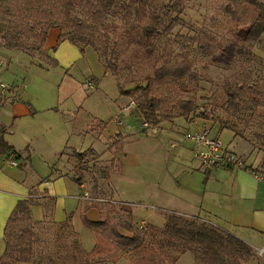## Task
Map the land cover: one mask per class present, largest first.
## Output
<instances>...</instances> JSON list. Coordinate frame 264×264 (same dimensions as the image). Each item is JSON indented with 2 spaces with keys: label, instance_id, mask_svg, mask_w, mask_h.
I'll list each match as a JSON object with an SVG mask.
<instances>
[{
  "label": "rangeland",
  "instance_id": "1",
  "mask_svg": "<svg viewBox=\"0 0 264 264\" xmlns=\"http://www.w3.org/2000/svg\"><path fill=\"white\" fill-rule=\"evenodd\" d=\"M167 2L177 5L179 17L183 22L176 26L171 35L163 37L159 45L174 54H185L191 58L198 80L193 82L189 78L184 81L166 79L156 88L176 99L193 100L196 110L183 116L172 112L171 115L174 116L168 120L164 118L163 112H158L155 114L157 118L151 115L156 124L149 122L153 125L158 124L159 132L163 133L164 146L167 148L168 135H171L172 131L177 134L173 140L184 143V134L194 131L187 127L189 124L209 126L212 134L218 136L224 148L231 149L241 157V167L250 166L252 170L264 175V141L257 138L258 134L264 135V37L257 42H242L251 52L250 61L229 59L219 51L216 56L204 55L201 53L200 42H204L203 38L206 35L224 42L238 39L235 32L237 21L226 12L230 1L167 0ZM26 3L27 1L22 2V13L19 15L0 13V80L10 85L8 95L11 94L13 99L17 94V87L22 90L21 112L16 113L20 117L14 118L10 108L6 107L0 108V119L10 126L12 133L8 137L9 140H12L16 148L24 154L25 158L18 159L20 169L25 166L26 161L27 166L37 173L38 179L50 178L53 190L58 195L74 197L80 194L79 184L72 179V175L61 178L59 174L61 171L66 172L69 167L67 154L63 152L72 149L67 150V153L75 164V174L86 182L85 189L89 193L87 201L90 202V206L102 205L109 215L116 214L115 219H124L129 216L126 212L135 205L119 199L131 202L145 200L146 187L155 190L159 178L163 180L161 176L166 178L172 176L171 167L165 168L163 146L158 145L159 140L154 136L157 133H146L141 125L148 120L140 116L134 97L120 94L116 82L138 80L142 75L151 72L154 58L137 53L135 47L123 44L126 23L122 21L120 15H114L118 12L117 8L104 17L96 18L91 7L83 3L74 8V14L89 23L90 30L86 31L85 35L93 34L98 44L107 42L108 37H111L112 44L115 40L122 44L117 64L119 75L115 80L109 70H106L109 74L105 72L103 62L92 47H86L83 53L77 48L79 54L67 68L58 67V64L53 65L51 63H55L53 59L55 56L51 53L52 51L54 53L55 49L52 48L48 54L45 44L42 45L35 40L28 31L30 13L27 10L23 11L24 8H28ZM123 13L125 11L120 14ZM254 17L255 10L249 6L244 7L239 11L238 24L250 23ZM135 20L136 17L131 16L127 22L131 24L135 23ZM114 22L119 28L114 27ZM96 29L99 32H96ZM56 30L60 34L69 32ZM112 44H109L110 47H114ZM55 52L67 59L73 50L71 47H60ZM227 80L247 81L255 85L262 95L253 92L244 97L241 101L242 114H233L225 105L227 96L223 86ZM90 81H93V86H89ZM129 104L132 105L124 108ZM26 110L31 112L25 114ZM205 114H209V118H206ZM222 121L234 123L238 134L224 127ZM118 132L124 136L128 135L123 145V152L126 154L123 157L121 155L123 160L121 170L124 171L119 174L120 170L116 167L107 179L103 168L110 166L113 157L112 151L107 148ZM184 145L195 163H199L192 145L188 142ZM90 147L101 155L93 157L88 154L79 161L73 154V149L84 151ZM115 174H119L113 178L117 195L112 182V176ZM154 197L162 201L155 193ZM168 203L160 205L170 207L172 203ZM111 206L116 208V212L110 210ZM70 214H73L70 227L49 219L38 224L33 219L14 224L15 234L20 233L25 227H31L40 239L37 243L40 244L38 251L34 256L36 262L33 264H49L53 259L54 262L50 264H81L85 261L84 256L79 255L76 262L72 258L75 251L74 240L78 239L77 232L81 237L80 246L83 250L91 252L94 249L98 232L84 223L82 214L74 212L73 209L69 211ZM145 214L140 213L138 209L134 222L139 227H147L148 234L140 248L124 256L128 255L134 264L142 257H154L162 264H173L170 260L174 256L178 260L174 264H203L193 251L180 253V250L167 249L165 254L149 252L147 248L151 245L152 231L148 225L150 222L157 224L163 222L158 217L154 219L144 216ZM87 215L91 219H99L97 209H92ZM121 216L123 218H120ZM142 220L145 222L141 223ZM206 221L208 224L212 223L209 219ZM151 247L154 248L151 245L149 249ZM113 258L110 257L109 260L94 256L89 259L90 264H106L112 262ZM252 262L264 264V254L260 255L255 251V256L245 264Z\"/></svg>",
  "mask_w": 264,
  "mask_h": 264
},
{
  "label": "trees",
  "instance_id": "2",
  "mask_svg": "<svg viewBox=\"0 0 264 264\" xmlns=\"http://www.w3.org/2000/svg\"><path fill=\"white\" fill-rule=\"evenodd\" d=\"M23 1H27L26 6L28 7L24 8L23 11L27 10L30 13L28 31L35 40L44 45L52 29L69 31L59 35L57 45L64 40H69L77 45L82 53L86 47H92L98 53L106 70H109L114 77H117L120 72L117 64L122 44L117 40L112 44L110 42L111 37H108L107 42L98 44L93 34L85 35V32L90 30V25L80 16L74 14V8L85 3L91 7L96 18L104 17L117 8L118 12H115L114 15H120L122 21L126 23L123 44L127 47H135L137 53H144L154 58L151 72L142 75L138 80L117 81L120 94L134 97L140 116H143L148 122L155 123L151 115L158 112H163L164 118L168 120L174 116L171 115L172 112L183 116L196 110V104L193 100L176 99L156 88L159 83L166 79L184 81L189 78L193 82L198 80L191 58L185 54H174L159 45L163 37L171 35L176 26L183 22L179 17V9L174 3H169L167 0L161 2L158 0H0V13L6 15L21 14ZM229 1L226 12L237 21L235 32L238 39L224 42L206 35L203 38L204 42H200L201 53L216 56L219 51L229 59L250 61L251 52L242 42H257L264 37V2L260 0ZM247 6L255 10V17L250 23L239 25V11ZM122 11L125 13L121 15ZM23 16L25 17V15ZM131 16L136 17L135 23L127 22ZM21 18L23 19V17ZM114 27L119 28L116 22H114ZM96 32L99 31L96 29ZM109 44L114 47H110ZM56 46L53 48L56 49ZM223 90L227 96L226 109L237 115L242 114L241 101L244 100V97L253 92L262 95V92L255 85H251L247 81L227 80ZM204 116L209 118V114ZM222 123L224 127L237 133V126L234 123L229 121H222ZM154 126L159 127L158 124ZM257 138L264 141V135L258 134ZM124 143L125 136L120 132L116 133L109 143L107 149L112 151L113 157L110 166L103 168L105 178H110L116 167L121 171L122 160L120 155L123 153ZM13 153L16 154L17 158H21V152L17 151L1 135L0 154L10 156ZM73 154L79 161L86 158L88 154L93 155V157L101 155L91 147L84 151L73 149ZM245 168L251 169L250 166ZM73 179L78 184L83 182L82 178L76 174ZM33 204L34 200L30 198L20 200L10 215L5 226V249L0 255V264H18L20 262L33 264L36 262L34 256L40 245L37 244L40 240L38 235L31 227L23 228L18 234L13 232L15 223L32 219L31 208ZM89 207L97 208L100 219L92 220L83 214L84 223L98 232V240L94 249L87 252L80 246L81 241L77 233L78 239L75 238L74 240L75 251L72 254L74 262L78 260L79 255L85 257V261L81 264H90L89 258L94 256L105 257L109 260L110 257H114L113 261H116L132 250L141 247L148 234L147 227L136 225L131 209L126 212L129 216L124 219H115L116 214H112V217L102 205H88L87 208ZM110 210L116 212L114 206H111ZM201 220L202 217L200 216L188 218L174 212L167 213L163 226L148 225L152 231L150 244L154 248L149 249L150 245L147 250L151 253L157 251L163 254L167 252L165 251L167 249L180 250V253L193 251L197 259L203 264H245L247 260L255 256V250L249 243L226 228L211 222L208 224V221ZM42 222L44 221L37 222V224ZM64 223L70 227L71 219L69 218ZM176 260L177 257L174 256L170 262L174 264ZM52 262L54 259L50 263ZM136 263L162 264L154 257H142Z\"/></svg>",
  "mask_w": 264,
  "mask_h": 264
},
{
  "label": "crops",
  "instance_id": "3",
  "mask_svg": "<svg viewBox=\"0 0 264 264\" xmlns=\"http://www.w3.org/2000/svg\"><path fill=\"white\" fill-rule=\"evenodd\" d=\"M59 35L60 32L56 29L50 31L49 37L45 43V49L48 54L52 51V48L57 45ZM60 47H71L73 50L71 56L65 59L61 54H57L55 50L57 51ZM77 48L79 49L77 45L69 40L62 41L56 46L54 53L53 51L51 53L54 54L55 57H53V59L56 63L53 62L51 64H58V67L63 69L64 67L67 68L78 56L79 52ZM104 70L107 73L105 68ZM114 79L116 80L115 77ZM6 95L0 97V108L4 109L9 107L10 111L14 114V118L20 117L17 114L21 112L20 102L22 101V90L17 87V94H15V96H17L18 99L15 97L13 99L11 94L8 96ZM130 105L132 104L126 105L124 108H128ZM30 112L31 110H26L24 113L29 114ZM187 127L195 131L201 128L202 125L197 126L196 123H192ZM11 133L10 126L0 119V136L3 135L8 143L13 145L17 151L21 152V150L16 148L12 140H9L8 137ZM162 134L163 133L159 132L154 136L159 140L157 142L158 145L162 144L163 146L165 168L171 167L172 176L168 178L161 176L163 180L159 178L155 190L146 187L145 200L138 199V201L131 202L119 199L125 203L135 205L131 208L133 219L138 209L140 213H146L144 216L154 219L158 217L160 221L163 222L162 224H157L156 222H150V224L159 227L163 226L165 223V213L174 212L188 218L200 216L205 220L209 219L212 223L214 222L226 228L249 243L255 251H258V247H262L261 249H263L264 175L252 169H246L245 167L206 170L201 166L199 161H197L199 163H195L191 158L188 148L184 145V143H186L185 141H183L184 143H178L173 140L177 135L174 131L170 133L171 135H168V148L164 146L165 142L164 138H162ZM125 139H128V135L125 136ZM67 150L69 151L72 149ZM67 150L63 152V154H67L66 158L69 167L66 172L61 171L59 174L61 178L65 175H72L73 179V175L76 172L75 164L70 160ZM125 154L126 153L123 152L121 154L122 157L123 155L125 156ZM22 157H24V154L21 152V158ZM18 159L15 153L10 156L0 154V255L5 249V226L20 200L28 198L34 200V204L31 208V217L35 222L49 219L55 223H64L70 217L72 222L73 214L69 215L70 210L73 209L74 212L76 211L82 215H87L92 209H97L94 207L87 208L90 202L87 201V198L83 197V193L86 192L85 181L79 184V195H75L74 197H62L53 190V182L50 178L42 179L39 177L38 179L37 173H35L31 167L27 166L26 161L24 163L25 166L21 169L19 162L18 166H13L11 164L12 160L18 161ZM71 171H74V173ZM123 171L124 170H121L119 174H122ZM119 174L112 176L114 187L115 181L113 178ZM154 193L158 195L162 201L154 197ZM115 195H117L116 187ZM168 202L172 203L170 207L160 205V203L169 204ZM143 222H145V220L141 221V223ZM77 233L79 235V232ZM79 238L82 243L80 235ZM117 263L134 264L132 260L129 259L128 255L122 256L116 261L107 262L106 264ZM18 264L32 263L20 262ZM249 264L255 263L252 262Z\"/></svg>",
  "mask_w": 264,
  "mask_h": 264
},
{
  "label": "built area",
  "instance_id": "4",
  "mask_svg": "<svg viewBox=\"0 0 264 264\" xmlns=\"http://www.w3.org/2000/svg\"><path fill=\"white\" fill-rule=\"evenodd\" d=\"M89 86H93V81H90ZM10 90V85L0 80V95H6ZM15 97L18 99L17 96ZM141 126L147 134L159 132V128L148 121H144ZM184 140L192 145L196 159L206 170L241 167L242 165L241 157L231 149L224 148L218 136L212 134L209 126H202L198 130L188 131L184 134ZM11 164L13 166L19 165L16 160H12ZM88 195L89 193L86 191L83 197L88 198ZM258 253L263 255L264 248L258 249Z\"/></svg>",
  "mask_w": 264,
  "mask_h": 264
}]
</instances>
